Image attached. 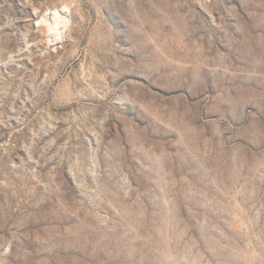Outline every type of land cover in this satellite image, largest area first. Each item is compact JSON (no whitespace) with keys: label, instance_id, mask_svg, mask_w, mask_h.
<instances>
[{"label":"rangeland","instance_id":"374dc122","mask_svg":"<svg viewBox=\"0 0 264 264\" xmlns=\"http://www.w3.org/2000/svg\"><path fill=\"white\" fill-rule=\"evenodd\" d=\"M0 264H264V0H0Z\"/></svg>","mask_w":264,"mask_h":264}]
</instances>
